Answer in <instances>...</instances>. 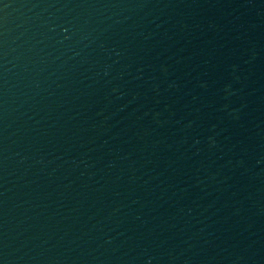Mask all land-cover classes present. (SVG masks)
Masks as SVG:
<instances>
[{
	"label": "water",
	"instance_id": "water-1",
	"mask_svg": "<svg viewBox=\"0 0 264 264\" xmlns=\"http://www.w3.org/2000/svg\"><path fill=\"white\" fill-rule=\"evenodd\" d=\"M0 264H264V0H0Z\"/></svg>",
	"mask_w": 264,
	"mask_h": 264
}]
</instances>
